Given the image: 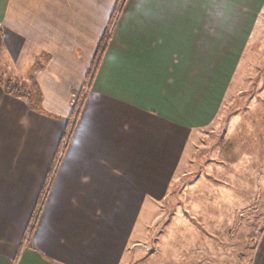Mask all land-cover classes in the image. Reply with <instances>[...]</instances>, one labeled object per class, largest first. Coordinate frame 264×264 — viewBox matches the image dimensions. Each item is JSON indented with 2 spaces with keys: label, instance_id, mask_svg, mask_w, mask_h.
<instances>
[{
  "label": "crops",
  "instance_id": "0c3cea01",
  "mask_svg": "<svg viewBox=\"0 0 264 264\" xmlns=\"http://www.w3.org/2000/svg\"><path fill=\"white\" fill-rule=\"evenodd\" d=\"M123 1L0 0V74L36 101L0 84V264L200 254L184 212L155 238L151 227L189 176L190 140L218 118L264 0ZM180 202L193 221L211 207Z\"/></svg>",
  "mask_w": 264,
  "mask_h": 264
},
{
  "label": "rangeland",
  "instance_id": "374dc122",
  "mask_svg": "<svg viewBox=\"0 0 264 264\" xmlns=\"http://www.w3.org/2000/svg\"><path fill=\"white\" fill-rule=\"evenodd\" d=\"M253 28L216 122L190 140L189 163L184 165L188 178L177 181V195L151 227L155 238L177 211L184 212L186 219L178 216L177 221L190 222L186 239L198 241L200 250L195 259L186 257V263L264 264V11ZM75 99L73 109L84 95ZM194 200L211 207L202 208L193 221L187 206L177 209V204ZM167 258L163 253L159 257L164 264Z\"/></svg>",
  "mask_w": 264,
  "mask_h": 264
},
{
  "label": "trees",
  "instance_id": "16d2710c",
  "mask_svg": "<svg viewBox=\"0 0 264 264\" xmlns=\"http://www.w3.org/2000/svg\"><path fill=\"white\" fill-rule=\"evenodd\" d=\"M106 38L104 37L102 41L100 42V45L98 47L95 61L98 62L101 59V56L103 55V52L106 48ZM0 84L3 86L4 90L6 93H8L10 96H13L15 98L23 99L26 100L27 102L32 103L34 106L35 104V99L33 98L32 94V88L27 87L26 85L18 84L15 82H12L11 80H6L3 81L0 78ZM78 96L81 97L83 96V92L78 93ZM34 99V101H33ZM78 106H75L73 112L75 113L76 109ZM71 123V122H70Z\"/></svg>",
  "mask_w": 264,
  "mask_h": 264
},
{
  "label": "built area",
  "instance_id": "2783aa9c",
  "mask_svg": "<svg viewBox=\"0 0 264 264\" xmlns=\"http://www.w3.org/2000/svg\"><path fill=\"white\" fill-rule=\"evenodd\" d=\"M74 97L77 99L78 96H77V95H74ZM76 99H75V100H76ZM81 103H82V101H81ZM81 103L77 104V102H75V104H77V106H78V107H77V110L80 109V107H81Z\"/></svg>",
  "mask_w": 264,
  "mask_h": 264
}]
</instances>
